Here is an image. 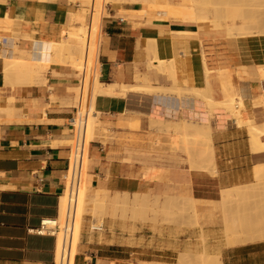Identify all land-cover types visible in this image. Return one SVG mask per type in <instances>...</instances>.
<instances>
[{
  "label": "crops",
  "instance_id": "crops-1",
  "mask_svg": "<svg viewBox=\"0 0 264 264\" xmlns=\"http://www.w3.org/2000/svg\"><path fill=\"white\" fill-rule=\"evenodd\" d=\"M179 3H105L100 30L98 24L100 81L165 91L97 95L101 115L95 137L85 141L82 166L88 189L106 196L108 215L99 227L94 216H83L69 264L172 263L201 250L219 253L223 264H264V239L229 246L223 217L210 216L223 209L221 190L254 184L255 168L264 164V148L252 144L253 123L264 125V35L230 37L197 22ZM87 20L86 9L70 0H0V264L59 262V238L32 230L44 217L63 222L71 192L70 118L80 84L79 70L65 58L34 77L20 70L6 76L5 58L27 56L37 40L77 45ZM68 58L77 64L75 54ZM198 90L204 94H192ZM206 95L214 101L240 95L253 122L241 125L220 108L211 116ZM150 119L207 122L211 143L200 146L193 134L183 137ZM154 198L164 205L192 198L195 214L185 215V223L156 224L116 213L118 205ZM198 215L205 217L201 226Z\"/></svg>",
  "mask_w": 264,
  "mask_h": 264
},
{
  "label": "bare ground",
  "instance_id": "bare-ground-1",
  "mask_svg": "<svg viewBox=\"0 0 264 264\" xmlns=\"http://www.w3.org/2000/svg\"><path fill=\"white\" fill-rule=\"evenodd\" d=\"M73 1L77 2V0H73ZM89 1H92V0H89ZM93 1H94L95 6H97V7L98 6L103 7V6L108 5V4H105V0H93ZM150 1H152V0H150ZM206 2H207L206 0H186L185 2L179 3V4H180L181 8H184V9L188 8V10H190L191 13L194 15V17L196 18L197 22L207 23V22H209V11H208V9L203 7V5ZM208 2H209V0H208ZM166 3H168V2L166 1ZM167 6H168V4H167ZM212 11L216 15H219V18H217L215 20V23L213 25L214 27L219 28L221 26V20H225L228 22V31H229L228 35L230 34V36H231L232 34L236 33V31H238L237 36H239V35L244 36L245 26L240 24V23H237L238 20L241 18V13L239 12V9L235 5H232V6L229 5L228 7L223 8V9H221L220 7L215 8ZM97 18H98V16H96V14H94V15L90 14L87 22L80 27L83 30V38L80 40V42L77 45H71L67 40H63L61 42H44V41H38L37 40L35 42L34 48H32V50L27 53V56L17 55V54L12 55L11 57L7 56L5 58L6 59L5 60L6 61V66H5L6 76H7V73H9L10 71H13V70H20V71L25 72V73L27 72V73L31 74V76H33L36 74V72L39 71L41 61H45L46 64L48 65L51 61H55V60L56 61H58V60L62 61L63 58H65V60H66L72 54L77 55V57L79 58V60H81L82 63H84V61L86 62V60H84L85 59L84 52L86 53L88 37H89V35L91 37L92 36L95 37V34L99 32L98 31V24H99V30L101 28V24L99 23V18L98 19ZM242 22L244 23V21H242ZM225 31H226V29H225ZM25 36H26V34H25ZM54 54L59 55L60 58L59 57H58L59 59L56 58L54 56ZM98 55H99V53L97 52V54L95 56V50L93 48L90 50V57L91 58H89V62H90V60L92 61V59L95 58L94 59L95 60V66L92 67L91 72L88 69L87 78H86L87 83H89V81H90V85H89L90 88L88 87L89 90H87L88 106H89V119H88L87 127L85 130L86 131L85 132V141H90L95 137L96 124L100 119V115L98 112L93 110V104H94V100H95V95L99 94V92L101 91L100 89H102V88H106V89H110V90L119 89L122 92H127L130 89L131 90L135 89V90H140V91H145V92L146 91L147 92H157V91L162 92L163 91L159 87L158 88L152 87L150 85L131 86L128 84L127 85H123V84L119 85V84H106V83L101 82L100 81V73L98 72V66H97V64L100 65L99 60H98ZM83 56H84V59H83ZM158 62H159V60H158ZM164 62H166V61L162 60L161 63H164ZM90 63L88 65H86L87 68L90 67ZM207 73H208V71H207ZM137 76H139V75H137ZM139 80H141V79H139ZM136 81H137V79H136ZM31 82H32V80H31ZM80 89H81L80 86L75 89L76 97H77L78 92H80ZM177 89H178V87H177ZM171 90L173 91V89H168V91H171ZM180 90H178V91H180ZM164 91H165V89H164ZM164 91H163V93H164ZM194 91H195V89H194ZM184 92H186V91H184ZM166 93H167V90H166ZM173 93H174V91H173ZM199 93L204 94V90L203 91L200 90V92L198 90V93L194 92L192 94H196L198 96V95H200ZM208 95H209V93H208ZM202 97H204V95H202ZM206 97H207V95L205 96V100H206V103L208 104L209 109L208 108L207 109H208V112L210 115L214 116L213 114L215 112V109L220 108V109L225 110V112L227 113V116L228 115L229 116H236L239 118L247 117V118H249L248 121H250V119H251L252 120L251 122H253V119L250 118L247 114L243 98L240 95L233 96L231 98H226L222 101H214L212 99V97H207V99H206ZM235 100L238 101L239 105H236ZM239 106H240V108L237 109V107H239ZM125 108H126V106H125ZM151 121H154V125L156 123L157 126H162L163 129L164 128L167 130L173 129L174 131L183 134L182 135L183 137L188 135V134H193V136L196 138H199V140H201V141L205 140V144L211 143L210 124L207 122L206 123H204V122H193V121H189V120H182V121L179 120L180 122H178V121L171 122L170 120H169L170 122H166L164 120L165 122H163L161 120H154V119H152ZM252 131H253L252 132L253 136L255 138L254 150L264 148V140L262 139L264 137V125H259V124L253 123ZM199 143L201 146L202 142H199ZM197 145H198V141H197ZM210 148H212V147H210ZM212 150H213V148L211 149V151ZM198 156H199V154H198ZM208 164L209 163H207V165ZM210 165H213V164H210ZM210 167H212V166H210ZM258 167L263 169L264 164L259 165ZM88 176L90 177V175L86 172L85 167L82 166L81 172H80V180H79L77 186L74 187V189L72 191V195L65 200V211H67L68 202L70 200L72 202L75 201V208H74L75 218H74L73 233H72V235H73L72 245H74V241H77L76 239L79 238L80 229H81V221L83 218V213H85V211H84L85 203H86V202L84 203V200L86 197L85 191L88 189V185L90 183ZM245 187L246 186L244 185V186H237V187L230 188V189L227 188L225 190L223 189V190H221V193H222L221 196L222 197H224V196H231V197L236 196L237 194L242 193L244 191ZM94 197H95L94 200L98 201V198L96 196H94ZM136 197H137V195H136ZM138 198H140V197L138 196ZM185 199L191 200L192 198H185ZM134 201L135 200L133 199V202ZM156 202H158V201H156ZM136 204H137V202H136ZM163 209H164V207H163ZM65 216H66V212L64 213V217H63L62 221H64ZM58 222H60L59 219H58ZM225 232H226V237H227L226 239H228L227 244L229 246L243 244V243L256 241V240H260V241L263 240L264 239V209L261 210L259 213L257 211H254L252 214H247V213L240 214L239 212L231 214L229 221L225 224ZM57 237L59 238V253H58V255H59V259H60L62 239H61L60 234H58ZM72 245L70 248V256H71L72 250H73ZM70 256H69V259H70ZM147 263L148 264H159L158 262H143L140 264H147ZM63 264H69V261L66 262V260H64ZM221 264H223V263H221Z\"/></svg>",
  "mask_w": 264,
  "mask_h": 264
},
{
  "label": "rangeland",
  "instance_id": "rangeland-1",
  "mask_svg": "<svg viewBox=\"0 0 264 264\" xmlns=\"http://www.w3.org/2000/svg\"><path fill=\"white\" fill-rule=\"evenodd\" d=\"M71 2L77 3L80 6L84 7L86 9V12L88 14V17L91 14V9L92 6L95 5L94 1H89V0H77V2L70 0ZM112 0H105V3H109ZM150 1V0H145ZM178 1H183L185 2L186 0H178ZM207 2L203 5L204 8L208 9L209 11V22L211 26L216 29V30H224L226 29V33L228 35V22L225 20H221V26L214 27L215 20L219 18V15H216L212 10L215 8H226L229 5H235L238 9L239 12L241 13V18L238 20L237 23H240L245 26L244 29V36L239 35L237 36L238 31L236 33L230 34L228 36L232 37H248L252 35H259L262 36L264 35V0H206ZM107 6H96V16L99 15V12H102V15L105 16L107 15ZM98 19V18H97ZM173 20H178V19H173ZM244 21V23L242 22ZM85 51V50H84ZM85 54V52H84ZM83 54V55H84ZM77 57V55H76ZM84 59V56H83ZM85 60V59H84ZM67 61L74 63V66L79 70L80 72V77L82 73V68L85 67V61L84 63L79 60L77 57V64H75V61L73 59H67ZM160 63L162 60L159 61ZM47 66L45 61L40 62V69L36 74L40 72V70ZM98 72L100 73V65H98ZM260 77L264 81V67H260ZM35 74V75H36ZM106 85V84H105ZM101 91L99 94L103 93H115L116 90H110L106 88L100 89ZM81 89L80 92L77 94V99L75 100L74 104L75 106L78 105V101L81 97ZM80 94V95H79ZM98 95V94H97ZM95 95V100L93 104V110L99 113L101 115V112L96 109V97ZM236 105L238 104V101L235 100ZM237 107V109H239ZM214 115V114H213ZM212 116V115H211ZM237 120L239 121V124H248L250 123L249 118L247 117H236ZM152 127H154L152 125ZM253 132V131H252ZM192 139L194 138L191 136ZM196 138V137H195ZM194 138V139H195ZM199 139V138H196ZM204 141H202L203 143ZM255 143V138L252 133V144L254 146ZM192 142L185 141V145L189 148ZM263 167V166H262ZM255 176L257 178L256 182L254 184L250 185H245L246 187L244 188V191L240 194H237L236 196H224L222 197L223 201V209L222 207H218L216 210L212 211L210 213V216H218L221 215L223 217V233L226 237V232H225V224L229 221L230 215L233 213L239 212L240 214H252L254 211H257L258 213L264 209V168L261 169L258 166L255 168ZM86 197L84 200L85 203V208L83 213V216H86L87 214L94 216V218L97 220L96 221V226H100L102 219L108 215L104 214L106 213V207H107V199L106 196H102L99 191H94L92 189H87L85 191ZM94 196L98 198V201L94 200ZM110 196V195H109ZM154 198L152 200H146L145 202H140L135 205H130V206H123V205H118L116 207V213H120V216L123 218H127V213L131 212L132 218H142V216H146L150 218L154 223L156 224H161V223H166V222H182L185 223V215H190L191 211L195 214L194 207H193V201L188 200V199H183L181 200L180 204L174 205V204H169V205H164L160 203V200L158 202H155ZM174 206V207H173ZM139 207V208H138ZM164 207V209H163ZM134 208V209H133ZM146 209V210H145ZM79 210V209H78ZM102 212V213H101ZM79 214V213H78ZM150 215V217H149ZM190 218V217H189ZM195 225L201 226L203 224V221L205 220V217L203 216H195ZM190 224V220L188 222ZM203 238V237H202ZM75 239V238H74ZM78 241V239H76ZM77 241H74V245L77 243ZM228 242V239H226V243ZM228 245V244H227ZM222 260L219 255V253H208L205 250H201L195 254H191L190 252H183L180 254L178 259L172 263H159V264H221ZM148 264V263H147Z\"/></svg>",
  "mask_w": 264,
  "mask_h": 264
},
{
  "label": "built area",
  "instance_id": "built-area-1",
  "mask_svg": "<svg viewBox=\"0 0 264 264\" xmlns=\"http://www.w3.org/2000/svg\"><path fill=\"white\" fill-rule=\"evenodd\" d=\"M96 14V6L93 5L91 9V15ZM102 12H99L98 18L99 23L101 24V21L103 19ZM100 31L95 34V37H91L89 35L88 37V43L86 47V53H85V67L82 68V73L80 77V88H81V98L78 101V105L75 106V113L70 118V124L74 129V143L72 148V153L69 159V168L71 172L70 176V187L71 192L70 196L72 195V191L75 186H77L79 180H80V172L85 152V130L87 127V122L89 119V106H88V93L87 90L88 87L90 88V81L89 83L86 82L87 78V72L88 69L91 72L92 67L95 66V58L90 60V50L93 48L95 50V56L97 52L100 55ZM98 55V60H99ZM90 63V67L87 68L86 65ZM75 201L72 202L71 200L68 202L66 216L64 221L58 222L57 217H44L41 219L40 224L37 228L33 229L32 231L38 233V234H47L51 235L57 238L58 234L61 235V253H60V259L58 264H63V261L66 260V262L69 261L70 256V248L72 245V233H73V225H74V218H75Z\"/></svg>",
  "mask_w": 264,
  "mask_h": 264
}]
</instances>
